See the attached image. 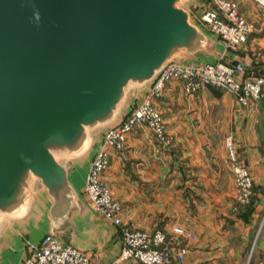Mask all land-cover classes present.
<instances>
[{
  "label": "crops",
  "instance_id": "crops-1",
  "mask_svg": "<svg viewBox=\"0 0 264 264\" xmlns=\"http://www.w3.org/2000/svg\"><path fill=\"white\" fill-rule=\"evenodd\" d=\"M236 2L255 29L228 59L240 62L248 74L264 75V19L253 0ZM210 6L209 0H188L183 9L199 41L192 48L176 49L170 59H217L222 45L200 20ZM152 78L124 92L110 118L86 128L80 147L54 154L67 180L61 197L53 196L36 176L26 179L20 203L0 211V264H22L31 247L50 231L61 242L86 251L90 264H137L115 262L121 226L107 221L89 203L84 184L105 130L139 103ZM154 105L163 115L169 145L156 140L147 127L137 126L125 138L124 157L108 150L103 180L121 203V225L163 230L167 247H187L183 264L222 254H253L252 264H264V90L258 102L243 106L229 93L209 86L187 93L181 81L170 80ZM228 135L238 160L253 176L255 199L246 219L232 209L234 183L224 146ZM187 233L194 238H187Z\"/></svg>",
  "mask_w": 264,
  "mask_h": 264
},
{
  "label": "water",
  "instance_id": "water-1",
  "mask_svg": "<svg viewBox=\"0 0 264 264\" xmlns=\"http://www.w3.org/2000/svg\"><path fill=\"white\" fill-rule=\"evenodd\" d=\"M179 0H0V211L30 175L56 198L54 154L81 146L130 82L151 79L199 33Z\"/></svg>",
  "mask_w": 264,
  "mask_h": 264
},
{
  "label": "built area",
  "instance_id": "built-area-1",
  "mask_svg": "<svg viewBox=\"0 0 264 264\" xmlns=\"http://www.w3.org/2000/svg\"><path fill=\"white\" fill-rule=\"evenodd\" d=\"M264 19V0H253ZM200 20L217 37L222 51L214 61L191 62L167 60L155 73L139 103L118 124L107 128L100 148L91 158L84 184L89 203L114 225L121 226V250L115 259L119 263L133 260L137 264H183L187 253L185 245L167 247L166 233L161 229L141 230L121 225V203L113 196L103 180L108 165V150L114 149L125 156V138L137 126L147 127L156 140L169 145L162 113L154 101L161 95L170 80L182 82L183 89L192 93L209 86L234 96L246 106L258 102L264 90V75L248 74L240 62L228 59L237 52L255 29L238 8L236 0H209ZM228 59V60H227ZM229 167L233 173L235 201L240 206L253 195V176L237 159L235 142L231 135L224 139ZM238 206L235 207V210ZM181 233L182 230L176 229ZM193 239L190 233L185 234ZM22 264H90L86 251L58 240L53 231L46 233L37 245L29 250Z\"/></svg>",
  "mask_w": 264,
  "mask_h": 264
},
{
  "label": "rangeland",
  "instance_id": "rangeland-1",
  "mask_svg": "<svg viewBox=\"0 0 264 264\" xmlns=\"http://www.w3.org/2000/svg\"><path fill=\"white\" fill-rule=\"evenodd\" d=\"M187 2L188 0H179L177 2V6L179 7H187ZM202 13V12H201ZM201 15V14H200ZM171 59H174V58H171ZM176 60V59H174ZM144 82H133V81H130L125 89H124V92H126L127 90H135V89H138L139 86H144ZM122 100V99H121ZM120 100V101H121ZM97 124H100V123H95L93 124L92 126L90 127H93ZM233 138V137H232ZM226 151V149H225ZM237 155V153H236ZM226 157H227V153H226ZM238 159V158H237ZM228 161V160H227ZM239 161V160H238ZM240 162V161H239ZM241 163V162H240ZM242 164V163H241ZM228 165H229V162H228ZM243 165V164H242ZM245 166V165H243ZM246 167V166H245ZM230 169V167H229ZM231 171V169H230ZM231 174H232V177H233V173L231 171ZM233 183H234V179H233ZM253 185V184H252ZM253 190V188H252ZM233 207L232 209L236 212L237 210H235V207H239V205L237 204V202L235 201V186H234V196H233ZM251 249V248H250ZM252 256L253 254H222L221 256H217L215 257L214 259H204L202 258V261L200 262H196L195 264H252ZM205 260V261H204ZM205 262V263H204Z\"/></svg>",
  "mask_w": 264,
  "mask_h": 264
},
{
  "label": "trees",
  "instance_id": "trees-1",
  "mask_svg": "<svg viewBox=\"0 0 264 264\" xmlns=\"http://www.w3.org/2000/svg\"><path fill=\"white\" fill-rule=\"evenodd\" d=\"M252 188H253V195L249 199V201L240 205L236 212L234 211V213L237 214V216H239L242 219H246L253 209V201L255 199L254 198V189H255L254 182H253Z\"/></svg>",
  "mask_w": 264,
  "mask_h": 264
}]
</instances>
